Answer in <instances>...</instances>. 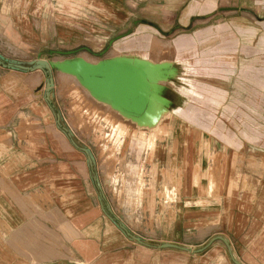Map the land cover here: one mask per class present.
Returning a JSON list of instances; mask_svg holds the SVG:
<instances>
[{"label":"crops","instance_id":"0c3cea01","mask_svg":"<svg viewBox=\"0 0 264 264\" xmlns=\"http://www.w3.org/2000/svg\"><path fill=\"white\" fill-rule=\"evenodd\" d=\"M60 18L47 0H0V53L30 66L53 63L57 44L73 43L78 29L79 40L99 36L102 42L81 16L78 27ZM109 45L118 54L85 61H122L148 76L151 107L142 117L126 114L138 118L141 130L155 128L166 112L153 94L160 69L119 57L115 40ZM45 83L43 71L0 65V264H264V153L230 150L226 167L204 151L200 125L171 124L166 128L179 131L156 146L161 157L169 154L161 147H176L177 156L187 148L188 172L176 183L177 199L167 206L153 176L141 192L125 195L141 196L137 207L126 208L97 186L94 163L78 150L89 149L79 138L86 131L58 111L55 91L52 103L46 100ZM181 167H174L178 177Z\"/></svg>","mask_w":264,"mask_h":264},{"label":"rangeland","instance_id":"374dc122","mask_svg":"<svg viewBox=\"0 0 264 264\" xmlns=\"http://www.w3.org/2000/svg\"><path fill=\"white\" fill-rule=\"evenodd\" d=\"M47 1L58 21L62 15L71 22L81 16L95 35H103L102 42L99 36L79 40L78 29L73 43L57 44L51 58L57 109L86 131L79 138L89 146L107 199L112 195L115 202H127L126 208L137 207L141 196L125 195L141 192L153 176L155 188L165 191L167 206L177 199L176 183L188 172L187 148L177 156L176 147H161L169 152L161 157L156 146V140L179 131L166 128L171 124L200 125L207 141L203 150L216 153L213 159L218 156L226 167L230 150L264 153V0ZM113 40L119 43V57L142 59L160 69L153 94L166 112L152 131L141 130L138 118L93 95L66 69L81 58L94 64L97 58L115 56L109 48ZM152 100L153 95L150 107ZM177 165L186 167L179 177Z\"/></svg>","mask_w":264,"mask_h":264},{"label":"water","instance_id":"95a60500","mask_svg":"<svg viewBox=\"0 0 264 264\" xmlns=\"http://www.w3.org/2000/svg\"><path fill=\"white\" fill-rule=\"evenodd\" d=\"M75 63L78 62L67 63V70L70 74H74L78 78L80 77L82 83L93 95L105 99L110 102L113 107H118L125 113L140 117L147 113L148 104H150L152 98L150 97L152 96L150 94L146 97V91L149 89L148 76L145 78L146 84H144V80H141L140 75L134 70H122L121 67L118 66L106 69H96L82 65L78 68ZM0 65L5 69L8 68L20 72L43 71L46 77V100L49 103H52L51 93L55 87L53 77L54 63L42 59L27 66L22 65L17 61L9 60L0 54ZM143 92H145V94ZM78 150H82L87 155L91 165H93L94 158L92 157L90 150L85 148L80 149L79 147ZM96 182L99 189H102V186H100L97 179ZM135 240L141 241V239ZM164 247L170 248L172 246L165 245Z\"/></svg>","mask_w":264,"mask_h":264},{"label":"bare ground","instance_id":"6f19581e","mask_svg":"<svg viewBox=\"0 0 264 264\" xmlns=\"http://www.w3.org/2000/svg\"><path fill=\"white\" fill-rule=\"evenodd\" d=\"M75 65L79 68V66H82V65H84V66H88V67H92V68H101V69H106V68H110V67H115V66H118V67H121V69L122 70H127V71H129L128 69H130V70H134V71H136V73L138 74V75H140V78H141V80L143 79L144 81H143V83L144 84H146L145 83V78H146V75H144L142 72H140L139 70H137L136 68L134 69H131V68H129L128 66H126V64H124L122 61H121V63L120 64H115V65H109V64H97V65H92V64H89L88 62H86L85 60H82V59H80L79 61H78V63H75ZM66 68H68V66H66ZM146 90V89H145ZM144 91V90H143ZM148 89H147V91H146V97L148 96ZM144 94H145V92H143Z\"/></svg>","mask_w":264,"mask_h":264}]
</instances>
